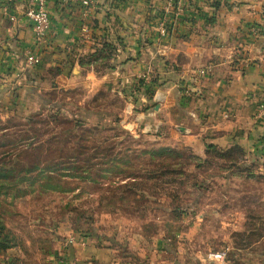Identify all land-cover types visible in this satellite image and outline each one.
I'll return each instance as SVG.
<instances>
[{"label": "rangeland", "instance_id": "374dc122", "mask_svg": "<svg viewBox=\"0 0 264 264\" xmlns=\"http://www.w3.org/2000/svg\"><path fill=\"white\" fill-rule=\"evenodd\" d=\"M39 60L33 86L0 89V264H264L263 160L163 143L137 102L152 76L61 91ZM83 238L99 257L79 258Z\"/></svg>", "mask_w": 264, "mask_h": 264}, {"label": "crops", "instance_id": "0c3cea01", "mask_svg": "<svg viewBox=\"0 0 264 264\" xmlns=\"http://www.w3.org/2000/svg\"><path fill=\"white\" fill-rule=\"evenodd\" d=\"M89 1L87 8L82 0L48 2L44 50L34 42L22 0H0V89L21 93L35 84L22 83L28 49L39 53L37 74L56 66L53 88L61 91L77 85L128 91L147 74L156 79L154 96L139 92L137 102L153 103L147 110L163 143L197 157L212 146L264 161V118L255 115L264 100V0H179L180 10L164 0ZM98 54L101 67L93 63ZM83 239L79 258L99 257L95 241Z\"/></svg>", "mask_w": 264, "mask_h": 264}, {"label": "built area", "instance_id": "2783aa9c", "mask_svg": "<svg viewBox=\"0 0 264 264\" xmlns=\"http://www.w3.org/2000/svg\"><path fill=\"white\" fill-rule=\"evenodd\" d=\"M50 0H22L24 3V16L32 27L34 42L38 48L47 49L50 45L48 30L50 27V15L47 9L48 2ZM68 1V0H59ZM84 6L87 8L90 5L89 0H82ZM166 8L174 7L176 10H180L179 0H164ZM159 33L161 36L167 33V24L165 20H162L159 24ZM39 53L34 50H27L26 56L30 64H35L39 60ZM256 117L264 118V100L261 101L256 109ZM73 242V241H71ZM209 256L214 260L223 261L225 252H213Z\"/></svg>", "mask_w": 264, "mask_h": 264}, {"label": "trees", "instance_id": "16d2710c", "mask_svg": "<svg viewBox=\"0 0 264 264\" xmlns=\"http://www.w3.org/2000/svg\"><path fill=\"white\" fill-rule=\"evenodd\" d=\"M102 54H98V55H96V56H94V64L95 63H97L98 61H100L99 59H102ZM58 72L60 71V70H57ZM153 81L154 82H156V79H153ZM144 85V81H143V78H140L139 79V88H140V86H143ZM146 88H148L149 89V92H150V87H146ZM76 126V125H75ZM171 149H173V148H171ZM207 152L209 151V150H211V149H215V150H217L216 148H213L212 146H208L207 147ZM234 148H229V149H227V150H233ZM191 155H192V157H194V158H196V159H199V157H197V156H195V155H193L192 153H191Z\"/></svg>", "mask_w": 264, "mask_h": 264}]
</instances>
